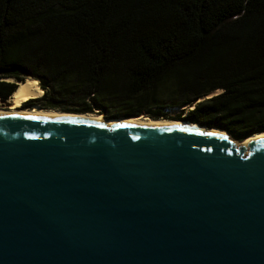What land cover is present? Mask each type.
I'll use <instances>...</instances> for the list:
<instances>
[{"label":"water","instance_id":"1","mask_svg":"<svg viewBox=\"0 0 264 264\" xmlns=\"http://www.w3.org/2000/svg\"><path fill=\"white\" fill-rule=\"evenodd\" d=\"M103 119L0 113V264H264V134Z\"/></svg>","mask_w":264,"mask_h":264},{"label":"trees","instance_id":"2","mask_svg":"<svg viewBox=\"0 0 264 264\" xmlns=\"http://www.w3.org/2000/svg\"><path fill=\"white\" fill-rule=\"evenodd\" d=\"M0 68L2 100L30 77L43 92L23 106L187 119L242 141L264 131V0H0Z\"/></svg>","mask_w":264,"mask_h":264},{"label":"bare ground","instance_id":"3","mask_svg":"<svg viewBox=\"0 0 264 264\" xmlns=\"http://www.w3.org/2000/svg\"><path fill=\"white\" fill-rule=\"evenodd\" d=\"M6 80H11V77H3ZM16 87L10 97L7 99L9 101L8 106L6 108H0V113H34L40 115H50V116H64V117H86V118H94V119H103L101 114L97 113H79V112H67L60 111L56 109H44L33 105L32 107H21L22 102L27 100L30 97H38L42 94L43 90L38 85L37 79H33L30 77L25 78L24 80H16ZM32 99V98H31ZM107 123H117V122H144V123H176V124H185V125H197L196 122H190L188 120H177V119H167V118H151L149 116H140V117H114V118H104L103 119ZM219 128L212 127L210 130H218ZM222 133L225 132L223 129H220ZM264 134V131L256 132L252 135L247 136L242 141H237L239 144H245L247 140L255 137L256 135Z\"/></svg>","mask_w":264,"mask_h":264},{"label":"rangeland","instance_id":"4","mask_svg":"<svg viewBox=\"0 0 264 264\" xmlns=\"http://www.w3.org/2000/svg\"><path fill=\"white\" fill-rule=\"evenodd\" d=\"M13 79V78H12ZM217 91H219V89H214V90H212L209 94H211V93H215V92H217ZM8 99V97L7 98H5V99H0V108H6L7 106H8V103H9V101L7 100ZM32 105H36V106H38V107H40L39 105H37V104H31V105H29V106H32ZM21 107H27V108H29V106H23V104H21L20 105ZM185 107H187V105L185 106ZM43 108V107H42ZM44 109H54V108H44ZM57 110V109H56ZM61 111V110H60ZM179 111V107H170L169 109H168V111H167V113L169 114V115H173V114H175L176 112H178ZM94 113V112H93ZM100 113V112H99ZM101 114V113H100ZM119 118H123V117H119ZM237 143H239L238 141H237Z\"/></svg>","mask_w":264,"mask_h":264}]
</instances>
